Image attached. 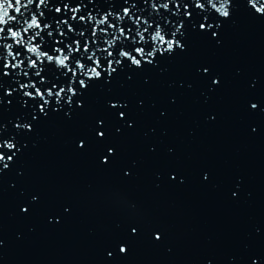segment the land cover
I'll list each match as a JSON object with an SVG mask.
<instances>
[{
    "label": "snow or ice",
    "instance_id": "1",
    "mask_svg": "<svg viewBox=\"0 0 264 264\" xmlns=\"http://www.w3.org/2000/svg\"><path fill=\"white\" fill-rule=\"evenodd\" d=\"M53 2L55 7H49V0H0V102L19 91L22 105H28V100L40 101L35 107H28L30 112H39L43 116L48 115L50 107L52 112L59 111L64 104L71 106L73 102L81 107V101L74 100L82 95L76 85L86 92L90 82H108L118 67L125 66L124 61L140 68L145 63L153 64L157 54L163 56L174 53L177 48L183 49L181 41L176 39L177 33L183 35L181 29L198 28L205 33L213 28L219 29L220 22H209L211 12L225 19L232 15V0H180V3L165 0L150 4L153 12L163 9L169 12L168 17H153L151 12L145 16L143 7L137 5H143L147 0ZM170 2L174 12L170 11ZM97 3L106 4V9L101 10ZM237 3L249 14L264 16V0H237ZM32 5H35V12L30 11ZM181 7L184 9L182 13ZM25 12H28L27 16ZM201 13L205 14L201 16ZM172 17H175L174 21ZM161 21L172 25L168 29L171 38ZM211 36L217 37V31H211ZM50 65L55 66L56 73L46 78L44 74L50 71ZM118 106L110 104L112 108ZM119 115L123 117L122 112ZM32 120H36L34 114ZM17 127L31 130L30 123ZM103 135V132H97V136ZM0 149L12 151L16 145L4 141L0 142ZM108 152L111 154L112 149ZM14 155L15 152L6 158L0 151V162L11 161ZM102 162L107 163V158ZM7 166L4 163V167ZM155 238L159 240L160 236ZM119 251L126 253L127 249L121 245Z\"/></svg>",
    "mask_w": 264,
    "mask_h": 264
}]
</instances>
